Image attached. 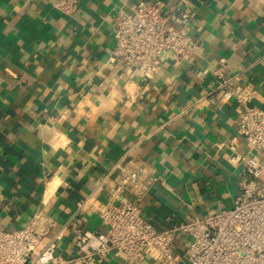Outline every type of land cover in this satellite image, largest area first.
I'll use <instances>...</instances> for the list:
<instances>
[{
  "label": "crops",
  "instance_id": "0c3cea01",
  "mask_svg": "<svg viewBox=\"0 0 264 264\" xmlns=\"http://www.w3.org/2000/svg\"><path fill=\"white\" fill-rule=\"evenodd\" d=\"M53 0H0V225L22 227L44 208L57 251H77L65 227L80 205L83 225L105 230L100 208L118 202L112 189L123 170L139 182L123 194L156 229L233 206L248 156L238 131L241 106L213 100L214 66L254 86L264 109V0H162L193 12L197 52L170 51L143 80L111 63L114 21L138 0H78L72 14ZM140 194V195H138ZM190 238L171 246L182 264ZM95 264H161L149 255Z\"/></svg>",
  "mask_w": 264,
  "mask_h": 264
},
{
  "label": "built area",
  "instance_id": "2783aa9c",
  "mask_svg": "<svg viewBox=\"0 0 264 264\" xmlns=\"http://www.w3.org/2000/svg\"><path fill=\"white\" fill-rule=\"evenodd\" d=\"M77 2L51 3L58 11L72 14ZM192 16L180 2L165 5L162 0H138L114 21L109 61L123 65L127 72L136 68L147 80L160 69L164 52L170 51L178 60L191 57L198 49L189 34ZM226 61L221 57L212 70L215 86L211 98L238 102V131L248 143V156L233 153L229 157L232 164L245 161L232 207L156 229L123 194L139 182L138 172L123 170L112 189L118 202L99 211L105 230L84 226L80 205L68 217L64 226L73 233L75 253L58 252L55 237L39 247L52 225L45 209L39 208L22 227L8 230L0 225V264H95L108 255L128 262L149 255L161 264H182L171 246L179 231L190 238L187 264H264V109L252 103L253 85L242 84L238 73H226Z\"/></svg>",
  "mask_w": 264,
  "mask_h": 264
}]
</instances>
